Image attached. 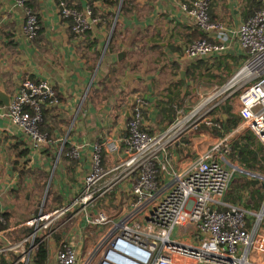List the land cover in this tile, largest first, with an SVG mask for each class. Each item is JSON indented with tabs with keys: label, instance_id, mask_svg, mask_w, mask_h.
I'll return each mask as SVG.
<instances>
[{
	"label": "built area",
	"instance_id": "1",
	"mask_svg": "<svg viewBox=\"0 0 264 264\" xmlns=\"http://www.w3.org/2000/svg\"><path fill=\"white\" fill-rule=\"evenodd\" d=\"M27 1L18 0L16 5L25 12L23 32L31 42L40 26L26 6ZM52 1L59 15L72 23L75 35H84L98 22L90 5L94 0H85L84 12L68 7L67 0ZM180 9L207 35L185 51V59L210 63L232 52L235 43L247 57L215 98L231 90L229 98L241 90L238 108L241 122L236 133L249 130L264 148V10L231 32L226 24L211 19L210 0L183 3ZM215 98L192 112L181 111L166 131L153 136L144 130L149 103L134 98L128 137H109L94 143L90 173L70 203L53 212L44 211L42 206L39 215L27 225L33 226L34 232L19 243L0 246V256L20 253L17 263L28 264L40 243L37 239L48 241L54 234L53 224L69 215L68 220L84 217L89 226L107 228L85 264H92L97 257L99 264H256L250 261V253L264 256V213H253L242 203L226 202L234 175L242 172L222 154V150L230 153L231 134L223 135L206 153L183 166L170 153L180 143L191 141L216 107L209 108ZM60 105L61 99L49 81L25 80L11 97L3 116L30 139L32 150L38 152L57 143L42 133L40 126L44 111ZM85 148L86 145L76 146L71 158L79 159ZM122 151L115 166L104 170L102 154L118 157ZM127 184H130L128 205L122 206L116 215L106 211L90 214L100 201ZM55 264H79L77 251L65 247L58 252ZM259 264H264V260Z\"/></svg>",
	"mask_w": 264,
	"mask_h": 264
},
{
	"label": "crops",
	"instance_id": "2",
	"mask_svg": "<svg viewBox=\"0 0 264 264\" xmlns=\"http://www.w3.org/2000/svg\"><path fill=\"white\" fill-rule=\"evenodd\" d=\"M17 1L0 0V90L12 97L25 80H47L58 93L61 105L49 109L45 115V130L51 133V140L57 143L50 148L34 152L30 139L3 116L6 107L0 102V171L4 181L0 182V211L9 214L6 221L9 229L2 231L4 233L0 235V246L16 244L11 234L26 227L39 215L41 209L39 198L48 179V190L54 180V187L60 191L63 206L70 203L90 173L93 144L109 137L123 139L120 136L127 132V119L130 118L127 114L128 107H131L133 99L136 98L131 92L132 84L136 79L142 80V77L135 76V68L153 65L154 46L163 48V54H167L168 61L171 62L174 58V62L179 65L184 59L179 62L180 56L177 57V53L185 52L191 47L198 31L180 9V4H188L191 0H129V11L120 14L119 17L120 32L122 35L126 33L128 37L115 42L114 49L107 48L105 58L102 48L105 45L103 42L107 25L101 21V15L105 14L107 17L116 12L115 0H111L112 6L103 1L95 2L97 13L95 19L98 22L82 36L74 34L72 24L71 30L69 29V22L59 15L52 0H28L29 8L36 14L41 26V32L34 42H29L24 35L25 12L16 5ZM220 1L216 0L215 3L217 22H221L219 19L225 17L226 11L237 17L240 13L235 4L237 0H224L226 2L224 7L219 6ZM69 3L71 8L82 12L87 5L85 0H69ZM134 4L136 7H132ZM140 7L143 8L145 16L138 15ZM242 18L243 21H235L231 26L221 23L226 24L232 32L244 22V17ZM171 46L175 52L171 50ZM230 54L238 58L244 56L237 43L232 46V52L221 57ZM135 56L138 57V61L134 60ZM245 61H242L241 66ZM152 79L154 76L145 77L150 95H153ZM107 85L110 88H107ZM155 95L156 93L154 97ZM154 105H150L149 117L145 120L146 131L155 124L157 111ZM238 108L239 103L237 110ZM151 112L153 117L150 116ZM205 120L206 118L190 142H182L170 151L173 157L183 162L182 166L206 153L223 137V132L215 137L211 131L202 129L201 125ZM257 142L259 143L258 140ZM65 145L71 147V152L76 146L86 145L80 158L74 159L77 166L75 173L71 174L74 180L72 182L67 170L70 162L63 159L67 158V155L62 157ZM183 151L185 153L181 155ZM122 154L123 151L118 157L106 156L104 161L106 171L115 166ZM58 157L60 159L55 168ZM238 168L242 172L236 174L249 172L240 165ZM249 173L264 177L258 173ZM54 176L58 179H54ZM259 181L263 184L261 180ZM129 186L130 184H127L119 188L117 192L103 199V202L100 201L96 211L90 214L95 215L98 211L115 214L122 206L128 205ZM65 188V191H61ZM108 200H113L114 205L110 206ZM248 201L247 195H244L237 204L242 203L245 207V204H249ZM46 204L47 207L52 206V196L46 198ZM263 204L259 210L250 211L262 212ZM68 219L58 221L53 229L57 237L48 239V264H55L58 252L67 246L77 251L79 264H85L93 247L105 234L102 233L104 227H98L102 235L90 248L86 245V228L92 226L86 224L84 217ZM14 257L18 258L15 262ZM20 257L21 255L13 253L0 256V264L3 261L17 264ZM263 260L264 256L261 254L250 253L251 262L259 264L263 263ZM92 264H99V257L94 259Z\"/></svg>",
	"mask_w": 264,
	"mask_h": 264
},
{
	"label": "rangeland",
	"instance_id": "3",
	"mask_svg": "<svg viewBox=\"0 0 264 264\" xmlns=\"http://www.w3.org/2000/svg\"><path fill=\"white\" fill-rule=\"evenodd\" d=\"M248 1L249 0H237V2L235 4L240 11V13H238L237 17H234V14H232V12L226 11L225 17L222 19H219V20L221 22L226 23L229 26H231L233 24V22H235V21H243L242 16L244 15V13L247 10ZM225 5H226V2H224V0H221L219 2L220 7H224ZM132 7H136V5L134 4V6H132ZM120 10H121V4L118 3L116 5V10H115L116 12L113 15L107 16V17L105 14L101 15V18H102L101 21L103 20V22H105V24L107 25L106 37H105V41L103 42L105 45L102 48V52L104 53L105 58H106L105 53L107 52L108 46H109V49H114L113 45L115 42L122 41V40H124V38L128 37V35L126 33L124 35H122V33L120 32L121 31V22H120V18H119L120 17ZM125 10L129 11V9L126 7H125ZM138 15H140V16L146 15L145 12L143 11L142 7L139 8ZM114 32H115V37L111 41L110 40L111 35ZM172 47L173 46L170 47L171 50L173 52H175V50H173ZM119 49H122V48H119ZM153 52H154L153 53L154 54L153 55V59H154L153 65H147V66L135 68V70H134L135 76L138 75V76L142 77V80L136 79L132 84V90H131V92L133 94H135L136 98H139V99L144 100V101H148V103H149L148 110L146 111V113L144 115L145 120H148V117H149L148 111L150 110V105L155 104L159 100L160 97H163V96L167 97L171 93H173L175 95H179L180 96L179 100H183V104L181 106L177 105L176 101L174 100V103H175L174 107L177 111H179V113L181 111L184 113L192 112L196 108L203 105L204 102L211 101L212 99L215 98V96L219 95V92L222 93L223 90L225 89V87L232 81V79L236 75V72L239 70V68L242 64V61L244 60V58H242V57H240L241 59L238 57H235L234 59L229 58L227 60L230 64V68H231V75H230V73H229L230 71H225L224 68L221 67L220 62L219 63H213L212 65H210V67H208L207 70H206V68L199 69V67H195V69H192V66H194V63H191L188 59H185V52L184 51H181V52L179 51L177 53V57L180 56L179 62L182 59H184V61L180 62L179 65L176 62H174V58L171 62H169L167 54L166 53L163 54V51L160 52V51H156V50L154 51L153 50ZM138 54H139V52H138ZM134 60L138 61V57L135 56ZM178 67L180 70H178ZM181 73H184V79H182ZM146 76H154V79L151 80L153 82L152 83L153 95H150L149 88L147 86L148 82H147V80H145ZM179 80L184 82V87L177 86L176 83ZM221 81H224V83H222ZM107 86H108L107 88H110L109 85H107ZM155 93H156V95L154 97ZM230 93H231V90L225 92L224 94H221V96H219L218 98H215V100L209 105V108H211L212 106H216L218 108V113H215L212 116V118H211L212 120L218 119L223 114V112L221 110L224 109L225 107L230 108L232 115L238 117L237 107H238V103H239V97L241 94V90L238 91V93L234 94L233 96L227 98ZM212 97H214V98H212ZM150 116L153 117V112H151ZM203 125L201 127L202 129H210L209 131H211L212 127H213V125H215V123H212L211 126H209V127H207V125H204V126ZM126 128L128 129V124H127ZM152 129H154V128L152 127ZM236 132H237L236 130L233 132L223 131V135H230L231 134V142H230L231 145H230V150H229L230 153L232 152L231 148H232L234 142L237 139H239V136H246L247 135V136H250L251 138H253L250 134V131L247 129L240 130V132H239L240 134L236 133ZM44 134H46V133H44ZM214 136L217 137L218 135H214ZM120 137H122L123 139H126L128 136H127V134L124 133ZM253 143H254L253 147L259 146V144L255 140L253 141ZM184 153H185L184 151L181 152V155H184ZM230 153L225 154L224 150H222V154L224 156H226L228 162L230 164H232L234 162L233 165L238 167L239 164L237 162L235 163V161H233V162L231 161L232 158L230 156L231 155ZM1 174H2V172L0 171V179H1L0 182H4ZM236 175H237L236 179L243 178V177H246L247 179L251 178V177L244 175L243 173L236 174ZM54 179H58L57 176H54ZM5 181H6V179H5ZM9 181L11 182L12 180L10 179ZM48 181H49V179L46 181V186L41 191V195L39 198L40 199L39 204H40L41 209H42V206H44V209H46V210L48 209L47 204H46L47 190H48L47 182ZM236 187L237 186L233 187L234 193H235ZM65 190H66V188L62 189L61 191H65ZM249 190L251 191V189H248V191ZM244 195H249V192H245ZM263 203H264V201H263ZM109 205L110 206L114 205L113 200L109 201ZM256 212H259V211H256ZM67 214L68 213H66L64 215H67ZM59 220H57L53 224V228L56 227V225H57L56 223ZM106 232H107V228L104 227L102 230V233H106ZM102 233H100V230L98 227L86 228V240H87L86 245L90 246V248H91L94 245V241L96 239H98L102 235ZM18 255H21V254L19 253Z\"/></svg>",
	"mask_w": 264,
	"mask_h": 264
},
{
	"label": "trees",
	"instance_id": "4",
	"mask_svg": "<svg viewBox=\"0 0 264 264\" xmlns=\"http://www.w3.org/2000/svg\"><path fill=\"white\" fill-rule=\"evenodd\" d=\"M97 1H103L105 4H107L108 6H112L111 0H94L93 2H91V8L93 11V17L95 18L97 16L96 10H95V2ZM194 0H191L190 3L188 4H192ZM117 5L118 3L121 2V10H120V14L126 13L125 7L128 8L130 2L128 0H115ZM216 0H210V16L212 18V20L217 21V17L215 16V10H216V6H215ZM67 5L68 7L71 8L69 0H67ZM26 6L29 8V2H26ZM114 6V4H113ZM264 10V0H249L248 1V7L246 12L244 13L243 17H244V21L248 20L249 18H251L254 14H256L257 12ZM32 13L36 16V14L33 12V10L31 9ZM37 17V16H36ZM38 19V17H37ZM68 21V20H66ZM39 22V26H40V21L38 19ZM69 23V29L71 30V24L70 21H68ZM198 30V29H197ZM41 32V26H40V30L37 34V36L31 41L34 42L39 34ZM197 36L194 37V42L196 40H201V39H205L207 38V35L201 31H197ZM115 37V32L112 34V38L110 39L112 41V39ZM109 48V46H108ZM154 50L156 51H163V48L161 47H157L154 46L153 47ZM229 58L234 59L235 56L234 54H230L227 55L225 57H221V58H216L214 59V61L212 63L209 62H205V61H197L196 63H194V66H192V69H195V67H199V69L202 68H206V70L208 69V67H210V65H212L213 63H219L221 64V67L224 68L225 71H230V75H231V68H230V64L227 61ZM242 58H244V60L247 59V57L243 56ZM223 60V61H222ZM222 61V62H221ZM240 61V60H239ZM178 70L179 67H178ZM113 72V71H112ZM222 83H224V81H221ZM177 86H181L184 87V82H182L181 80H179L177 83ZM168 99V100H167ZM180 96L179 95H175L173 93H171L169 96L165 97H160L159 100L155 103L154 105V109L157 111L156 113V117H155V124L153 126L154 129L150 128L148 131L144 130L151 136L156 135L158 133H161L163 131H166L178 118L179 116V111H177L174 107V100L176 101L177 105H182L183 104V100H179ZM47 111L50 110H46L44 111V120L43 123L40 126L41 132L42 133H46L49 139H52L51 137V133H49L47 130H45V115L47 113ZM223 112V114L216 120H212V116L215 113H218V108L215 107L206 117L205 122L203 123L204 125H207V127L211 126L212 123H215V125H213L211 132L213 133V135H219L220 133H222L223 131L226 132H233L235 131L241 122L240 117H236L234 115H232L231 113V109L225 107L224 109L221 110ZM212 120V121H211ZM131 121V118L127 119V124L129 125ZM202 124V125H203ZM201 125V126H202ZM203 125V126H204ZM206 130H210V129H206ZM128 132H126L127 134ZM251 136L253 138H251L250 136H239V139H237L232 148H231V158H232V162L235 161L237 162L240 166H242L244 169H246L249 172H253V173H258L262 176H264V148L262 147V145H260L257 142L256 137L250 132ZM256 141L259 146L253 147L254 143L253 141ZM52 147V146H51ZM71 152V147L68 145H65L64 149H63V153H62V157L67 155L66 157H63V159L68 160L69 163V167L67 168L68 170V174H69V178L70 181H74L71 177V174L75 173V167L77 166V161H75L73 158L70 157L69 153ZM25 153V152H23ZM106 156H108L107 154L103 153L102 154V167L104 170V161L106 160ZM25 177V176H24ZM23 177V178H24ZM44 187L46 186V182L43 185ZM236 187L235 189V193L233 192V187ZM248 189H251V191ZM245 192H249V195H247L248 197V202L249 204H245V208L246 209H256L259 210L260 207L263 204L264 201V186L263 184L257 180V179H247L246 177L243 178H239V179H234L232 186L230 188V191L228 192V195L226 197V202L229 205H236L237 203H239ZM60 191H58L55 187H54V180H52V183L49 186V191H48V195H47V199L49 196H52V206H48V209H44V211H48V212H52L56 209H59L61 207H63L64 202L62 200L61 195L59 194ZM103 202V200L101 201ZM100 202V203H101ZM46 208V207H45ZM69 218V215L61 218L60 220H64ZM3 221H8L9 219V214L8 213H3L0 211V220ZM59 220V221H60ZM262 226L264 227V219H263V224ZM8 226L3 224L2 221H0V232L2 231H6L8 230ZM34 232V227L33 226H26L21 228L19 231L17 232H13L11 234L12 239L14 240V242H19L22 241L24 238L30 236L32 233ZM56 235L53 234L52 238H55ZM57 237V236H56ZM42 238H38L37 242L38 247L37 249H35V251L32 253L30 261L28 264H48V260H49V245H48V241H41ZM17 257H14V262L17 261ZM2 264H13V263H9V262H5L3 261ZM17 264H22V263H17Z\"/></svg>",
	"mask_w": 264,
	"mask_h": 264
},
{
	"label": "water",
	"instance_id": "5",
	"mask_svg": "<svg viewBox=\"0 0 264 264\" xmlns=\"http://www.w3.org/2000/svg\"><path fill=\"white\" fill-rule=\"evenodd\" d=\"M181 77H182V79H184V73H181ZM0 102L6 108H9L10 107V103H11V97L6 95L3 91L0 90ZM130 110H131V107L129 106L128 107V111H127L128 117H130ZM243 173H245L246 175H250L251 177H253L255 179L261 180L263 182V184H264V177L258 176L256 174H251L249 172H243ZM263 207H264V204H263ZM262 212L264 213V209H263Z\"/></svg>",
	"mask_w": 264,
	"mask_h": 264
}]
</instances>
